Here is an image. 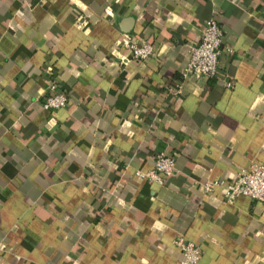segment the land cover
Masks as SVG:
<instances>
[{
    "label": "crops",
    "instance_id": "1",
    "mask_svg": "<svg viewBox=\"0 0 264 264\" xmlns=\"http://www.w3.org/2000/svg\"><path fill=\"white\" fill-rule=\"evenodd\" d=\"M209 18L222 52L197 79L189 45ZM53 81L68 103L44 109ZM161 152L174 174L136 175ZM253 162L264 0H0V264H182L178 236L196 264H264V201L228 203L219 184Z\"/></svg>",
    "mask_w": 264,
    "mask_h": 264
},
{
    "label": "built area",
    "instance_id": "2",
    "mask_svg": "<svg viewBox=\"0 0 264 264\" xmlns=\"http://www.w3.org/2000/svg\"><path fill=\"white\" fill-rule=\"evenodd\" d=\"M223 30L215 18L205 21L198 41L189 45V57L185 73L197 79L211 78L218 71V60L222 52ZM123 47L131 57L146 60L154 54V46L150 42L137 43L129 40ZM230 51V50H228ZM226 88H232L231 80L225 82ZM171 92L180 93V86ZM68 103V96L63 90L58 89V84L53 81L44 93L41 105L44 109L64 108ZM175 172V159L167 153H158L153 161V166L147 171H136V175L148 182L163 184L165 179ZM224 189V200L232 203L239 195H245L256 201H264V164L250 163L247 167L239 169L230 183L220 182ZM212 183H206L205 188L210 189ZM175 245L182 253V264H196L202 255L201 248L182 236L174 240Z\"/></svg>",
    "mask_w": 264,
    "mask_h": 264
}]
</instances>
